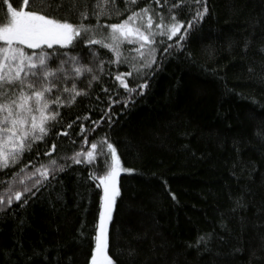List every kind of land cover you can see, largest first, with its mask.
Returning <instances> with one entry per match:
<instances>
[{
  "label": "trees",
  "instance_id": "16d2710c",
  "mask_svg": "<svg viewBox=\"0 0 264 264\" xmlns=\"http://www.w3.org/2000/svg\"><path fill=\"white\" fill-rule=\"evenodd\" d=\"M10 2L23 6L22 0ZM94 3L30 0L28 10L77 23L83 5L91 11ZM174 3L134 0L125 10L124 0H116L120 15L101 20L119 22L146 4L167 20ZM207 6L208 13L182 42L184 48L173 45L167 54V44L157 46L159 67L153 65L145 76V91L133 94L127 105L113 104L110 112L107 96L115 93L113 99L119 100L127 93L110 78L109 68L113 77L117 70L128 71L107 64L115 59L111 50L94 45L98 59L106 61L101 72L79 38L44 47L59 53L50 67L70 60L65 55L70 53L90 63L100 79L92 81L89 95L59 108L60 123L44 141H36L17 164L0 169L3 193L13 179L19 187L20 169L29 160V171L52 157L67 165L50 183L33 188L35 196L25 194L0 209V264H91L103 188L90 173L98 177L106 167L99 157L92 164L64 157L81 146L87 151L103 135L123 165L133 169L118 177L120 194L107 226V251L115 264H264V0H207ZM195 9L193 0H185L175 9L177 18L187 21ZM7 22V5L0 0V24ZM84 22L96 23L93 17ZM137 46L125 41V54ZM64 67L74 70L71 63ZM73 79L85 88L91 74L70 75L69 87ZM102 115L104 121L93 128L91 122ZM69 123L67 135H56ZM85 134L89 145L82 144ZM53 142L55 151L46 156ZM201 235L208 239L197 243Z\"/></svg>",
  "mask_w": 264,
  "mask_h": 264
},
{
  "label": "snow or ice",
  "instance_id": "6c2138e0",
  "mask_svg": "<svg viewBox=\"0 0 264 264\" xmlns=\"http://www.w3.org/2000/svg\"><path fill=\"white\" fill-rule=\"evenodd\" d=\"M5 2L9 22L0 24V169L17 164L25 151L32 150L36 141H44L50 128L60 123L59 108L70 106L78 96L89 95L88 89L92 81L100 79L93 72L90 63L83 64L78 55L71 56L70 53L65 54L70 60H60L58 67H50L49 61L59 53L44 51V47L50 49L52 45H70L79 38L80 43L88 47L91 59L98 61L96 68L101 72L105 70L106 61L98 59L99 53L94 45H101L111 50L115 59L108 60L107 64L109 66L120 64L126 66L128 71L117 70L113 77L109 68L110 78H114L118 86L127 93V98L120 97L119 100L113 99L115 93L107 96L109 101L107 109L110 112L113 104L123 101L127 105L133 94L139 95L145 91L148 86L145 76L153 69V65L159 67L157 46L167 44L163 48V52L167 54H171L170 49L173 45L176 48H184L182 42L186 41L190 30L208 13L207 0H193L196 9L191 19L187 21L178 19L175 9L184 4L185 0H175L174 4L168 6L167 20L163 12H156L153 15V9L146 4L130 11L119 22L108 23L107 19L102 21L101 18L120 15V10L115 6L116 0H95L91 11L86 4L83 5V10L77 14L78 22L73 23L69 19H59L40 11L28 10L30 0H22V7L13 6L10 0ZM124 2L127 10L134 0H124ZM161 2L162 0H155L157 5ZM89 17L95 18L96 23H85L84 21ZM98 32L100 35H97ZM172 37L177 39L168 43ZM198 38L193 36V39ZM125 41L138 46L129 49L125 54L123 48ZM26 47L39 51H27ZM188 55L191 56V53ZM160 59L164 57L161 56ZM67 63L73 66L74 70L71 73L64 67ZM84 72L91 74L86 87L79 88L75 79L69 87L68 77L70 75L79 77ZM128 78L133 79V84H129ZM105 89L107 91L106 86ZM104 119L105 116L102 115L98 120L92 121V127L99 126ZM107 119L111 122V115H107ZM68 127H71L70 123L66 127H61L56 135H67ZM79 128L81 133L86 132L83 124H80ZM82 144L89 145L86 134L83 136ZM55 148L53 142L45 155L49 156ZM97 157L105 165L106 171L98 177L95 173H90L91 179L98 180L102 184L104 193L91 264H115L107 251V226L112 219L116 197L120 194L117 178L122 171L132 172L133 169L122 166L115 145L106 135L93 140L87 151L81 146L72 153L71 157L65 156L64 159L65 161L71 159L76 164H92ZM32 163L29 160L21 167L19 187L17 181L13 179L8 182L4 192L0 193V209L11 205L14 200L21 201L25 194L35 196L36 192L33 188L38 191L39 187L50 183V178H55L57 172L63 171L67 166L59 163L56 157H52L46 164L34 165L29 171L28 165ZM23 203H27V200H23ZM207 239L206 235H201L197 243Z\"/></svg>",
  "mask_w": 264,
  "mask_h": 264
},
{
  "label": "rangeland",
  "instance_id": "374dc122",
  "mask_svg": "<svg viewBox=\"0 0 264 264\" xmlns=\"http://www.w3.org/2000/svg\"><path fill=\"white\" fill-rule=\"evenodd\" d=\"M118 155H119V154H118ZM121 162H122V161H121ZM122 166L125 167V166L123 165V163H122ZM125 168H126V167H125ZM122 172H123V171H122ZM122 172H121V173H122ZM121 173H120V174H121ZM120 174H119V175H120ZM118 177H119V176H118ZM117 180H118V178H117ZM118 185H119V183H118ZM102 188H103V186H102ZM103 194H104V193H103Z\"/></svg>",
  "mask_w": 264,
  "mask_h": 264
}]
</instances>
